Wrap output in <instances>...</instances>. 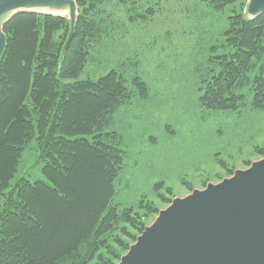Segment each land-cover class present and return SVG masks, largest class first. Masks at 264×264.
<instances>
[{"label": "trees", "instance_id": "1", "mask_svg": "<svg viewBox=\"0 0 264 264\" xmlns=\"http://www.w3.org/2000/svg\"><path fill=\"white\" fill-rule=\"evenodd\" d=\"M238 0H210L223 8ZM229 30L234 51L217 57L200 97L212 110L244 105L253 92L264 109V14H238ZM69 21L21 13L5 26L7 49L0 61V264H116L112 251L97 254L102 238L130 220L112 204L123 168L122 135L108 127L116 110L131 100L116 71L73 84L97 36V22L80 13L75 35L62 57L54 33ZM141 95L146 84L135 77ZM36 141L45 180H14L23 153ZM133 223L141 234L145 224ZM138 236V235H137ZM137 236H132L136 241ZM130 243H125L128 251Z\"/></svg>", "mask_w": 264, "mask_h": 264}, {"label": "rangeland", "instance_id": "2", "mask_svg": "<svg viewBox=\"0 0 264 264\" xmlns=\"http://www.w3.org/2000/svg\"><path fill=\"white\" fill-rule=\"evenodd\" d=\"M74 1L78 16L96 20L97 36L84 67L65 83L95 81L114 70L132 93L107 130L122 135L124 150L112 204L119 214L127 209L132 216L102 238L105 246L97 252L123 256L125 243L132 245V236L141 235L130 222L147 227L176 197L264 158V109L254 107L249 86L241 91L244 105L237 109L212 110L200 101L216 58L234 51L228 41L232 18L246 15L248 0L221 9L210 0ZM64 18L69 28L54 33L63 47L70 31V18ZM135 77L146 84V96ZM37 149L36 141L25 149L12 183L45 180Z\"/></svg>", "mask_w": 264, "mask_h": 264}, {"label": "water", "instance_id": "3", "mask_svg": "<svg viewBox=\"0 0 264 264\" xmlns=\"http://www.w3.org/2000/svg\"><path fill=\"white\" fill-rule=\"evenodd\" d=\"M34 5L69 7L65 55L76 32L74 0H0V61L7 49L4 26L15 16H65L29 10ZM245 13L250 19L264 14V0H248ZM117 264H264V158L173 199Z\"/></svg>", "mask_w": 264, "mask_h": 264}, {"label": "bare ground", "instance_id": "4", "mask_svg": "<svg viewBox=\"0 0 264 264\" xmlns=\"http://www.w3.org/2000/svg\"><path fill=\"white\" fill-rule=\"evenodd\" d=\"M29 10H37V11H43V12H48V13H53V14H58V15H69V7L64 6V7H47V6H39V5H34L29 8Z\"/></svg>", "mask_w": 264, "mask_h": 264}]
</instances>
